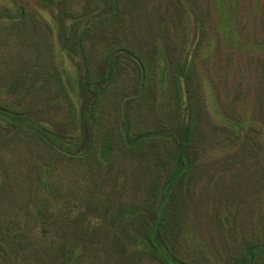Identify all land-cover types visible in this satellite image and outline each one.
Masks as SVG:
<instances>
[{
  "label": "rangeland",
  "instance_id": "obj_1",
  "mask_svg": "<svg viewBox=\"0 0 264 264\" xmlns=\"http://www.w3.org/2000/svg\"><path fill=\"white\" fill-rule=\"evenodd\" d=\"M123 3L117 17L96 23L87 38L92 71L97 77L104 66L100 58L104 52L118 44L126 49L118 58L122 66L117 62L114 78L97 103L98 143L107 134L119 137L124 130V110L130 113L133 106L138 126L153 129L160 120L175 122L174 102L165 82L157 86L156 101L161 107L157 108L156 122L149 104L154 94L150 102L145 96L137 98L140 106L121 102L124 95L129 99L134 94L140 71L144 77L150 62L159 75L161 62L169 78L179 63L191 60L197 98L205 106L200 112L205 132L200 143L207 135L211 139L223 136L214 129L215 121L221 122L215 108L243 113L264 127V0ZM94 5L93 0H0V106L25 113L31 120L57 130L69 142L75 133L72 111L80 108L82 97L77 66L58 38L62 23L57 12L63 9L67 13L63 23L66 29L72 23L83 27L85 13ZM198 13L204 19L201 27L196 22ZM185 108L184 103L183 115ZM0 124H4L2 119ZM2 131L7 139L0 153L2 235L23 244L9 249L15 253L9 264H51L55 255L59 263L72 264V251H68L72 246H60L66 239L72 240V182L78 176V169L72 168V152H55L27 130L5 125ZM217 145L198 159L184 197L187 211L181 232L186 237V257L211 264L235 255L244 238L254 234L264 237V148L253 153L239 152L236 147L225 151ZM103 167L97 168L92 161L87 167L92 177L86 183L93 193L90 210H95L89 217H98V210L113 209L120 201L133 198V184L142 169L138 158L122 153L111 166ZM99 199L105 201L102 208L94 204ZM219 214L229 217L224 227L218 221ZM66 216L70 227L61 229L60 220ZM103 247L109 256L114 254L108 242ZM5 261L1 256L0 264ZM128 264L151 263L137 257Z\"/></svg>",
  "mask_w": 264,
  "mask_h": 264
},
{
  "label": "trees",
  "instance_id": "obj_2",
  "mask_svg": "<svg viewBox=\"0 0 264 264\" xmlns=\"http://www.w3.org/2000/svg\"><path fill=\"white\" fill-rule=\"evenodd\" d=\"M93 3L95 5L85 13L83 20L86 24L83 27L80 23H72L66 29L63 23L67 13L63 9H58L57 12L62 23L58 38L79 71L78 84L82 103L80 108L76 107L72 111V125L75 128L72 141L62 138L57 130L31 120L25 113L3 105L0 106V119L4 121L3 125L0 124V153L7 141L6 135L2 133L5 125L23 132H33L36 139L43 141L55 152H72V168L78 169L77 180L72 182V240L68 238L60 243L64 249L72 246L68 250L72 251V264H99L102 260H106L105 264H128L137 257L145 258L151 264H211L199 259H188L183 244L186 237L181 235L187 211L184 197L192 184L194 171L199 164L198 159L202 153L209 154L212 148L218 146L217 143L225 151L236 147L239 152L259 153L258 150L264 148L263 124L251 122L243 113L215 108L221 122L215 121L214 129L220 130L223 136L211 139V135H207L205 142L200 143L199 140L203 139L205 133L200 112L205 106L197 98L191 60L179 63L169 78L165 76V66L161 62L158 65L161 69L160 75L156 73V66L150 62L144 77H141L140 71L139 87L135 88L134 94L129 99L124 95L121 102L140 106L141 100L137 98L145 96L150 102L149 98L154 94L155 98L153 96L149 104L156 122L159 117L157 108L161 107L156 101L159 92L157 86L165 82L174 102L175 122L166 123L160 120L153 129L149 125L138 126L133 106L130 113L127 109L124 110V130L119 137L107 134L102 143H98L95 132L97 103L114 78L112 74L117 62L122 66L118 58L126 49L123 44H118L104 52L100 56L104 63L101 76L94 75L87 51L88 33L96 23H108L117 17L124 8V3L123 0H93ZM196 20L201 27L200 23L204 19L199 13L196 14ZM107 53L109 54L106 55ZM142 64L145 71V62L142 61ZM184 103L185 115L182 113ZM121 153L138 158L142 166L133 184V198L120 201V205L113 209L98 210V217H89L92 211V201L89 198H92L93 193L86 185L87 180L92 179L87 167L92 161L97 168L105 169L103 166H111ZM125 181L122 189L126 193L128 190ZM104 203L103 199H99L94 204L102 208ZM218 216L223 227L230 222L227 215ZM69 221L71 220L68 216L60 220L61 229L69 228ZM3 227L4 224L0 222V257L8 260L4 264H9L15 255L9 249L19 248L23 244L14 237L2 235L5 233ZM22 241L24 242L23 239ZM107 242L113 250L112 256L108 255L107 250H102ZM194 242L198 248L199 242L196 238ZM59 260L55 255L51 264H63ZM218 264H264V237L254 234L244 238L238 252L228 259H220Z\"/></svg>",
  "mask_w": 264,
  "mask_h": 264
}]
</instances>
